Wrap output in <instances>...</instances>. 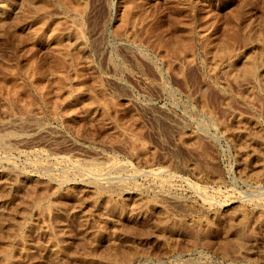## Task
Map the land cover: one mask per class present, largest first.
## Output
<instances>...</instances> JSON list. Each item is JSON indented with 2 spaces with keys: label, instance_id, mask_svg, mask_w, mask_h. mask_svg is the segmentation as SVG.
Segmentation results:
<instances>
[{
  "label": "rangeland",
  "instance_id": "rangeland-1",
  "mask_svg": "<svg viewBox=\"0 0 264 264\" xmlns=\"http://www.w3.org/2000/svg\"><path fill=\"white\" fill-rule=\"evenodd\" d=\"M10 1L0 0V95L11 107L0 102L10 146L0 151V264H264V52L244 40L264 43V0H46L35 15ZM224 44L232 52L221 56ZM251 56L259 81L241 76ZM84 159L126 168L88 173ZM50 175L68 180L56 189ZM89 181H168L179 204L158 194L156 208L136 212L117 193L94 197ZM236 208L246 216L241 245L229 243ZM10 221L21 224L11 231Z\"/></svg>",
  "mask_w": 264,
  "mask_h": 264
},
{
  "label": "bare ground",
  "instance_id": "bare-ground-1",
  "mask_svg": "<svg viewBox=\"0 0 264 264\" xmlns=\"http://www.w3.org/2000/svg\"><path fill=\"white\" fill-rule=\"evenodd\" d=\"M3 1V3L5 4V6H6V8L8 7H10L11 5H12V3H11V1L10 0H2ZM64 0H62V2H63ZM68 1H70V0H68ZM172 1V0H171ZM178 1V0H177ZM242 1V0H241ZM66 2V1H65ZM64 2V3H65ZM179 2V1H178ZM246 2V1H245ZM69 3V2H68ZM71 3V2H70ZM69 3V4H70ZM77 3V2H76ZM137 3V2H136ZM22 4L23 5H21V6H24V7H22V8H25V7H27V9H29V10H31V12L33 13V15H35L34 13H36V12H38V11H40V10H42V9H45L48 5H47V1L46 0H23L22 1ZM51 4V3H50ZM72 4V3H71ZM80 4V3H79ZM224 4V3H223ZM243 4H244V2H243ZM1 5H2V3H1ZM73 5V4H72ZM71 5V8L73 7ZM252 5V4H251ZM50 6V5H49ZM66 6H68V5H66ZM75 6H77V4L75 5ZM84 6V5H83ZM138 6V5H137ZM205 6V5H204ZM122 7V6H121ZM134 7V6H133ZM136 7V6H135ZM141 7V6H140ZM169 7V6H168ZM198 7V6H197ZM202 7V6H201ZM241 7V6H240ZM245 7H246V5H245ZM21 8V9H22ZM78 8V7H77ZM119 8V7H118ZM179 8V7H178ZM190 8H192L193 9V7H190ZM189 8V9H190ZM235 8V7H234ZM264 8V7H263ZM141 9V8H140ZM174 9V8H173ZM183 9H184V7H183ZM192 9H190V10H192ZM206 9V8H205ZM210 9V8H209ZM237 9V8H236ZM79 10V9H78ZM139 10V9H138ZM19 11V13H20V10H18ZM22 11V10H21ZM24 11H27V10H24ZM42 11H44V10H42ZM76 11V10H75ZM173 11V10H172ZM183 11V10H182ZM230 11V10H229ZM233 11V10H232ZM239 11V10H238ZM17 12V11H16ZM29 12V11H28ZM52 12V11H51ZM82 12H84V11H82ZM142 12V11H141ZM146 12V11H145ZM241 12V11H240ZM253 12V11H252ZM22 13V12H21ZM20 13V14H21ZM30 13V12H29ZM136 13V12H135ZM134 13V14H135ZM185 13H186V11H185ZM193 13V12H192ZM232 13V12H231ZM251 13V12H250ZM254 13V12H253ZM263 13V12H262ZM184 14V13H183ZM182 14V15H183ZM233 14V13H232ZM237 14V13H236ZM244 14V13H243ZM249 14V13H248ZM257 14V16H258V13H256ZM18 15V14H17ZM32 15V14H31ZM146 15V14H145ZM230 15V14H229ZM234 15V14H233ZM135 16V15H134ZM151 16V15H150ZM171 16V15H170ZM176 16V15H175ZM177 16H179V15H177ZM176 16V17H177ZM181 16V15H180ZM185 16V15H184ZM232 16V15H231ZM235 16V15H234ZM247 16V15H246ZM48 17V16H47ZM46 17V18H47ZM185 17H187V16H185ZM189 17H191V15L189 16ZM220 17V16H219ZM25 18V17H24ZM150 18V17H149ZM205 18V17H204ZM203 18V19H204ZM229 18V17H228ZM235 18H236V16H235ZM235 18H233V19H235ZM243 18V17H242ZM245 18V17H244ZM243 18V19H244ZM261 18V17H260ZM21 19V18H20ZM26 19V18H25ZM43 19V18H42ZM131 19V18H130ZM171 19V18H170ZM173 19V18H172ZM177 19V18H176ZM181 19V18H180ZM220 19V18H219ZM231 19V18H230ZM229 19V20H230ZM240 19V18H239ZM242 19V20H243ZM252 20H253V18H251ZM256 19V18H255ZM17 20V19H16ZM19 20V19H18ZM30 20V19H29ZM146 20V19H145ZM169 20V19H168ZM184 20H185V18H184ZM183 20V21H184ZM218 20V19H217ZM15 21V20H14ZM41 21V23L42 22H44L45 20H40ZM191 21V20H190ZM215 21V20H214ZM240 21V20H239ZM263 21H264V19H263ZM21 22V21H20ZM46 22V21H45ZM181 22V21H180ZM226 22H227V20H226ZM253 22H255L254 20H253ZM257 22V21H256ZM5 23V22H4ZM10 23V22H9ZM60 23V22H59ZM58 23V24H59ZM124 22H122V24H123ZM133 23V22H132ZM192 23V22H191ZM203 23V22H202ZM229 23V22H228ZM234 23V22H233ZM250 24H251V22H249ZM46 24V23H45ZM121 24V23H120ZM141 24V23H140ZM162 24V23H161ZM165 24V23H164ZM224 24V23H223ZM235 24H236V22H235ZM246 24V23H245ZM258 24V23H257ZM41 25V24H40ZM78 25V24H77ZM171 25V24H170ZM175 25V24H174ZM173 25V26H174ZM187 25V24H186ZM204 25V24H203ZM226 25H228V24H226ZM58 26V25H57ZM122 26V25H121ZM146 26V25H145ZM178 26V25H177ZM220 26V25H219ZM230 26H232V25H230ZM247 26H249V25H247ZM126 27V26H125ZM137 27V26H136ZM169 27V26H168ZM171 27V26H170ZM235 27V25L233 26V28ZM242 27H243V25H242ZM262 27V26H261ZM37 28H39V27H37ZM175 28V27H174ZM225 28V27H224ZM246 28V27H245ZM248 28V27H247ZM143 29V28H142ZM164 29H166V28H164ZM191 29H193V28H191ZM191 29L190 28H187V30H186V32H187V36H186V39L189 41L191 38V36H192V33H193V31H191ZM227 29V28H226ZM229 29V28H228ZM231 29H232V27H231ZM244 29V28H243ZM36 30V29H35ZM58 30V29H57ZM153 30V29H152ZM162 30V29H161ZM174 30V29H173ZM184 30V29H183ZM222 30V29H221ZM224 30V29H223ZM230 30V29H229ZM237 30H238V28H237ZM51 31V30H50ZM54 31V30H53ZM52 31V32H53ZM126 31V30H125ZM160 31V30H159ZM162 32H163V30H162ZM167 32V31H166ZM171 32V31H170ZM173 32V31H172ZM217 32H218V30H217ZM238 32V31H237ZM252 32V31H251ZM251 32L249 33V34H251ZM263 33H264V31H262ZM83 33V32H82ZM178 33V32H177ZM181 33H183V32H181ZM220 33V32H219ZM226 33V32H225ZM228 33H229V31H228ZM231 33H233V31L231 32ZM235 33V32H234ZM158 34V33H157ZM163 34V33H162ZM162 34H160V35H162ZM175 34V33H174ZM184 34H185V32H184ZM253 34V35H252ZM250 36H248V37H246V38H244V40H245V42H249V43H256L255 44V46L256 47H259L260 49H261V52H264V43L263 42H260V40H259V37H260V35H259V37H258V35H254V33H252ZM172 35V34H171ZM183 35V34H182ZM235 35V34H234ZM81 36V35H80ZM80 36H77V38H76V43H77V45L81 48L82 46H83V43L81 42V37ZM221 36V35H220ZM236 36H238L239 37V35H236ZM82 37H83V34H82ZM135 37V36H134ZM179 37V36H178ZM219 37V36H218ZM234 37V36H233ZM238 37H236L237 39H238ZM152 38H153V36H152ZM168 38V37H167ZM210 38V37H209ZM214 38V37H213ZM222 38H223V36H222ZM242 37L240 36V39H241ZM263 38V37H262ZM28 39V38H27ZM185 39V40H186ZM195 39V38H194ZM233 39V38H232ZM55 40V39H54ZM57 40V42L58 41H60L61 39L60 38H58V39H56ZM132 40H134V38L132 39ZM155 40H156V38H155ZM174 40V39H173ZM180 40H182V39H180ZM204 40V39H203ZM227 40V39H226ZM225 40V41H226ZM229 40V39H228ZM231 40V39H230ZM229 40V41H230ZM241 40H243V39H241ZM176 41V40H175ZM233 41V40H232ZM56 42V43H57ZM156 42H160V41H157L156 40ZM173 42V41H172ZM183 42H185V41H181V43L180 44H178V45H176V46H174L173 47V51L175 52V53H184V51L186 50L184 47H183V45L184 44H182ZM187 42V41H186ZM190 42V41H189ZM64 43V42H63ZM222 43H223V41H222ZM225 43V42H224ZM72 44V43H71ZM61 45V44H60ZM69 45V44H68ZM85 45V44H84ZM160 45V44H159ZM206 45V44H205ZM234 45H235V42H234ZM56 46V45H55ZM69 46H71V45H69ZM187 46V45H186ZM220 46V45H219ZM63 47H65V45L64 44H62V46L60 47V55L63 57V56H66L67 54H68V52L66 51V49L65 48H63ZM231 47H233V46H231ZM67 48V50L69 51V48L68 47H66ZM76 48V47H75ZM161 49V48H160ZM169 49V48H168ZM204 49V48H203ZM236 49H237V47H236ZM71 50V49H70ZM216 50V49H215ZM71 51H74V50H71ZM70 51V52H71ZM199 51V50H198ZM232 52V49L230 48V45H223V47H222V50H221V52H220V55L221 56H223V55H225V54H227V53H229V52ZM238 51V50H237ZM169 52V51H168ZM252 52V51H251ZM72 53V52H71ZM77 53V52H76ZM219 53V52H218ZM78 54H80V53H78ZM212 54V53H211ZM233 54V53H232ZM232 54H231V56H232ZM51 55H53V54H51ZM72 55V54H71ZM213 55V54H212ZM215 55V54H214ZM219 55V56H220ZM251 55H253V53H251ZM60 56V57H61ZM81 56V55H80ZM86 56V55H85ZM162 56V55H161ZM174 56H175V54H174ZM216 56V55H215ZM67 57H69V55H67ZM182 57V56H181ZM192 57V56H191ZM252 57V56H251ZM86 58H88V57H86ZM226 58V57H225ZM77 59V58H76ZM216 59H218V58H216ZM224 59V58H223ZM222 59V60H223ZM184 60H185V58H184ZM213 60V59H212ZM75 61V60H74ZM77 61V60H76ZM216 61V60H215ZM219 61H221V60H219ZM36 62V61H35ZM190 62V61H189ZM262 62V61H261ZM260 62V63H261ZM54 63V62H53ZM62 63V62H61ZM217 63V62H216ZM32 64H34V63H32ZM262 64H264V63H262ZM58 65H60V64H58ZM242 66V68H241V76H247V77H250L251 79H253L254 81H259V79L261 78V71H260V69H259V59H257L255 56L254 57H252V58H250V59H247V60H245L244 62H243V64H241ZM33 66V65H32ZM62 66V65H61ZM215 66V65H214ZM66 67V66H65ZM7 68V67H6ZM212 68V67H211ZM8 69V68H7ZM52 69H54V68H52ZM60 69V68H59ZM26 71V70H25ZM32 71H34V69L32 70ZM28 72V71H27ZM37 72V71H36ZM65 72V71H64ZM224 72V71H223ZM233 72V71H232ZM42 73V72H41ZM226 73V72H225ZM235 73V72H234ZM33 74V73H32ZM40 74V73H39ZM78 74H80V73H78ZM95 74V73H94ZM30 75V74H29ZM62 75V74H61ZM63 75H65V73L63 74ZM98 75V74H97ZM236 75V74H235ZM56 76V75H55ZM229 76V75H228ZM230 76H232V75H230ZM229 76V77H230ZM233 77H235V76H233ZM264 77V76H263ZM70 78V77H69ZM231 78V77H230ZM238 78V77H237ZM61 79V78H60ZM236 79V78H235ZM263 79V78H262ZM11 81V80H10ZM32 81V80H31ZM232 81H233V79H232ZM243 81V80H242ZM248 81V80H247ZM246 81V82H247ZM94 82V81H93ZM248 82H250V81H248ZM263 82V81H262ZM232 83V82H231ZM62 84H65V83H62ZM251 84V83H250ZM255 84V83H254ZM264 84V83H263ZM262 84V85H263ZM60 85V84H59ZM90 85V84H89ZM66 86V85H65ZM226 86V85H225ZM12 87V86H11ZM15 87V86H14ZM87 87V86H86ZM263 87H264V85H263ZM23 88V87H22ZM74 88V87H73ZM72 88V89H73ZM90 88V87H89ZM261 88H262V86H261ZM76 89V88H75ZM91 89V88H90ZM89 89V90H90ZM95 89V88H94ZM263 89V88H262ZM12 90V89H11ZM16 90H17V87H16ZM101 90V89H100ZM228 90V89H227ZM230 90V89H229ZM228 90V91H229ZM250 90V89H249ZM248 90V91H249ZM254 90V89H253ZM0 91H1V89H0ZM54 91V90H53ZM71 91V90H70ZM87 91V90H86ZM92 91V90H91ZM54 92H56V91H54ZM58 92V91H57ZM6 93V92H5ZM10 93V92H9ZM15 93V92H14ZM18 93H19V91H18ZM53 93V92H52ZM93 93H95V92H93ZM230 93V92H229ZM255 93V92H254ZM56 94V93H55ZM54 94V95H55ZM51 95V94H50ZM97 96V95H96ZM32 97V96H31ZM55 98V97H54ZM54 98L52 99V100H54ZM93 98V97H92ZM99 98V97H98ZM105 98V97H104ZM249 98V97H248ZM21 99V98H20ZM47 99V98H46ZM231 99V98H230ZM261 99V98H260ZM233 100V99H232ZM32 101V100H31ZM37 101V100H36ZM95 101V100H94ZM100 101V100H99ZM105 101H107L106 99H105ZM0 102H2L6 107H8V108H11L10 107V103H9V101L7 100V99H5V98H3L1 95H0ZM34 102V101H33ZM105 103V102H104ZM110 103H111V101H110ZM205 103V102H204ZM35 104V103H34ZM33 104V105H34ZM33 105H31V106H33ZM106 105V104H105ZM16 106V105H15ZM28 106V105H27ZM1 107V106H0ZM20 107V106H19ZM30 107V106H29ZM34 107V106H33ZM60 107V106H59ZM110 107V106H109ZM18 108V107H17ZM27 108V107H26ZM21 109H23V108H21ZM39 109V108H38ZM202 109H204L203 107H202ZM118 110V109H117ZM70 111V110H69ZM115 111V110H114ZM205 111V110H204ZM31 112V111H30ZM120 112V111H119ZM117 113V112H116ZM18 114V113H17ZM27 114H29V113H27ZM26 114V115H27ZM54 114V113H53ZM52 114V115H53ZM61 114V113H60ZM12 115V114H11ZM14 115V114H13ZM108 115V114H107ZM115 114H112V116H114ZM15 116V115H14ZM29 116H31V114L29 115ZM37 116V115H36ZM20 117V116H19ZM102 117V116H101ZM118 117H120V116H118ZM27 118V117H26ZM55 118V117H54ZM113 118V117H112ZM9 119V118H8ZM13 119V118H12ZM52 119V118H51ZM57 119V118H56ZM22 120V119H21ZM27 120V119H26ZM30 120V119H29ZM133 120V119H132ZM37 121V120H36ZM102 121V120H101ZM104 121V120H103ZM31 123V122H30ZM244 123V122H243ZM254 124V123H253ZM7 126V125H6ZM74 126V125H73ZM76 126V125H75ZM108 126V125H107ZM10 127H12V126H10ZM14 127V126H13ZM12 127V128H13ZM70 127V126H69ZM72 127V126H71ZM8 128V127H7ZM19 128V127H18ZM23 128V127H22ZM103 128H105V127H103ZM11 129V128H10ZM76 129V128H75ZM105 129H107V128H105ZM8 130V129H7ZM80 130V129H79ZM18 130H16V132H17ZM77 131V130H76ZM75 131V132H76ZM247 131V130H246ZM19 132V131H18ZM17 132V133H18ZM78 133H79V131H78ZM21 134V133H20ZM9 136H8V134H6V133H0V151L1 150H5V149H9L8 147H10V146H8L9 145V143L7 144V138H8ZM16 137V136H15ZM108 137V136H107ZM110 137H112V136H110ZM242 138V137H241ZM245 138V137H244ZM9 140V139H8ZM17 151V150H16ZM262 151V150H261ZM9 152V151H8ZM6 156V155H5ZM44 156V155H43ZM4 157V156H3ZM49 158V157H48ZM87 160V159H86ZM90 160V159H89ZM58 161V160H57ZM56 164V163H55ZM122 164V163H121ZM48 165V164H47ZM77 165H79L80 167H83V168H85V169H87L89 172L88 173H96V174H104V172H108L109 174L110 173H113V174H122V172L124 173V171H125V168L126 167H124V166H118V165H116V164H114V162H112V161H108V162H106V161H102V162H98V161H94V160H90V161H85V159H84V161L82 160V161H77ZM79 166H77V167H79ZM79 167V168H80ZM192 167V166H191ZM12 169V168H11ZM48 172V171H47ZM10 174H11V172H10ZM10 174H8V175H10ZM16 174V173H15ZM154 175H155V173H153ZM93 175V174H92ZM107 175V174H106ZM105 175V176H106ZM91 176V175H90ZM75 177H77V176H75ZM122 178H124V177H122ZM83 179V178H82ZM94 179V178H93ZM108 179V178H107ZM12 180V179H11ZM67 180H68V178L66 177V176H54V175H50L49 177H48V179H47V181H48V183L49 184H51V185H53L56 189H60L63 185H64V183L66 184V182H67ZM81 180V179H80ZM84 180H85V178H84ZM97 180V179H96ZM106 180V179H105ZM127 180H128V178H127ZM146 180V179H145ZM6 181H9V179L7 180L6 179ZM99 181H100V179H99ZM103 181V180H102ZM5 182V181H4ZM16 182V181H15ZM101 182V181H100ZM105 182V181H104ZM107 182H108V180H107ZM33 183V182H32ZM7 184H8V182H7ZM6 184V185H7ZM40 185V184H39ZM169 185V182L168 181H159L157 184H155V185H153V187L152 188H149V187H144V186H139L138 185V183H137V185H136V183L135 184H133V183H128V182H125V181H122V182H119V183H117V184H115V185H113V186H111V187H105V186H102L98 181H89V182H87L86 184H85V187H86V190L87 189H89V190H91L92 191V193L94 194V197H99L100 195H102V194H105V193H109V192H114V193H117V194H119L120 196H123L124 198H125V200H127V201H131L132 203L131 204H133V206H134V208L136 209V212H141V211H144V210H150V209H154V208H156V201H155V199H154V197H156V195H158V194H161V195H163V196H165V197H167L168 199H172V201L174 202V203H176V205H177V203L179 204V201L177 200V198H175V199H173V198H170L169 197V195H167V191H165V193H164V190H163V188H165V186H168ZM28 186V185H27ZM34 186H37V185H34ZM149 186V185H148ZM26 188H28V187H26ZM39 188V187H38ZM84 188V187H83ZM12 189V188H11ZM167 189V188H166ZM29 191V190H28ZM39 191H40V189H39ZM47 191V190H46ZM52 191V190H51ZM258 191V190H257ZM167 192V193H166ZM2 193V192H1ZM12 192H9V191H7V193H6V196L7 197H11L12 196ZM40 194V193H39ZM148 194H150L149 196H147ZM22 195V194H21ZM33 195V202L36 204V207H37V205L39 206V204L41 203V201L39 200L40 198H38V197H35L34 196V194H32ZM55 195V194H54ZM205 196V195H204ZM164 197V198H165ZM210 197V196H209ZM48 198V197H47ZM44 201V200H43ZM46 201V200H45ZM215 201V200H214ZM32 202V203H33ZM57 202V201H56ZM158 202V201H157ZM33 203V204H34ZM45 203V202H44ZM159 203V202H158ZM212 203V202H211ZM30 204V203H29ZM35 204H34V206H35ZM181 204V203H180ZM205 204V203H204ZM15 205V204H14ZM43 205V204H42ZM256 205L258 206V207H262V205H263V203H261L260 201H258L257 203H256ZM41 206V205H40ZM51 206V205H50ZM53 206V205H52ZM185 206V205H184ZM189 206V205H188ZM54 207L55 208H57L58 207V205L56 204V205H54ZM32 208H34V207H32ZM46 208H48V207H46ZM104 208V207H103ZM180 208V207H179ZM184 208V207H183ZM189 208V207H188ZM60 209V206H59V208H58V210ZM193 209V208H192ZM197 209V208H196ZM48 210V209H47ZM50 210V209H49ZM112 210L113 211H118L119 210V208H117L116 206H112ZM123 210V209H122ZM240 210V209H239ZM237 208H236V210H234V212L232 213V218L230 217V219L228 218V220H229V224H228V228H229V231H230V233L234 236V238L233 239H229V243L230 244H236V245H241L242 244V240H243V231L241 230V228H240V226H243L244 225V223L246 222L245 220H246V216H245V214L242 212V211H239ZM120 212H122L121 210H119ZM178 211V210H177ZM192 211V210H191ZM85 212V211H84ZM210 212V211H209ZM116 213V212H115ZM247 213V212H246ZM29 214V213H28ZM46 214V213H45ZM64 214V213H63ZM126 214V213H125ZM61 215V214H60ZM130 215V214H129ZM132 215H133V213H132ZM140 215V214H139ZM81 216V215H80ZM138 216V215H137ZM26 217V216H25ZM77 217V216H76ZM118 218V217H117ZM12 219H13V217H12ZM11 218H10V220H12ZM83 219H84V217H83ZM8 220V219H7ZM14 220V219H13ZM77 220H79V219H77ZM81 220V219H80ZM212 220H213V218H212ZM6 221V220H5ZM25 221V220H24ZM23 221V222H24ZM27 221V220H26ZM89 221V220H88ZM161 221V220H160ZM6 222H9V221H6ZM19 222V221H18ZM18 222H16V221H10V223H9V225H8V228L12 231L14 228H16V227H18L21 223V221L18 223ZM228 222V221H227ZM239 222V223H238ZM27 223V222H26ZM25 223V224H26ZM42 223V222H41ZM29 224V223H28ZM83 224H85V223H83ZM41 225V224H40ZM40 225H39V227H40ZM22 226V225H21ZM87 227V226H86ZM5 229V228H4ZM18 229H20V228H18ZM21 229H24V227L23 228H21ZM91 229V228H90ZM227 230V229H226ZM9 231V230H8ZM14 231V230H13ZM35 231V230H34ZM10 232V231H9ZM97 232V231H96ZM8 233V232H7ZM60 233V232H59ZM84 233H85V231H84ZM94 233V232H93ZM197 233V232H196ZM247 233V232H246ZM4 234V233H3ZM35 234V233H34ZM169 235V234H168ZM198 236H201L200 234L198 235ZM232 236V237H233ZM200 238V237H199ZM203 238V237H202ZM205 238V237H204ZM62 240V239H61ZM204 240V239H203ZM245 240V239H244ZM81 241V240H80ZM58 242H60V241H58ZM93 242H95V241H93ZM255 242V241H254ZM46 244V243H45ZM49 244V243H48ZM88 244V243H87ZM93 244V243H92ZM233 244V245H234ZM253 244V243H252ZM227 247H229V244H225ZM232 245V246H233ZM187 246V245H186ZM189 248V247H188ZM230 248V247H229ZM247 249V248H246ZM49 250V249H48ZM50 253L53 255V256H56V253H57V251H58V247H56L55 245H53V246H51L50 247ZM233 250V249H232ZM80 251H81V249H80ZM222 251H226V250H222ZM247 252H246V257L250 260V257H252V256H254V254H255V251L253 250V248H248L247 250H246ZM227 252V251H226ZM229 252V251H228ZM264 252V251H263ZM10 254V253H9ZM85 254V253H84ZM83 254V255H84ZM264 254V253H263ZM262 254V255H263ZM10 256V255H9ZM231 256V255H230ZM264 256V255H263ZM57 257V256H56ZM8 253L6 254L5 253V255L1 258V262L3 261V262H6V261H8ZM246 258V259H247ZM247 259V260H248ZM252 259V258H251ZM253 259H254V257H253ZM64 260V259H63ZM61 261V259H58V258H56V262H55V264H66V262L65 261ZM245 262V261H244ZM73 264V263H72ZM77 264V263H76ZM191 264V263H190Z\"/></svg>",
  "mask_w": 264,
  "mask_h": 264
}]
</instances>
